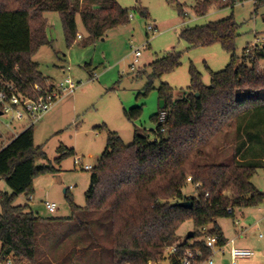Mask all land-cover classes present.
<instances>
[{"label": "trees", "instance_id": "16d2710c", "mask_svg": "<svg viewBox=\"0 0 264 264\" xmlns=\"http://www.w3.org/2000/svg\"><path fill=\"white\" fill-rule=\"evenodd\" d=\"M247 0H206L207 6H234ZM256 11L264 0H253ZM85 0H0V90L12 83L28 96L37 97L35 84L42 93L53 82L33 59L37 50L51 44L46 35L45 13L59 12L65 37L70 46L78 35L76 15L80 13L89 39L103 37L109 30L130 22L131 9L117 0H104L100 7ZM147 17L146 9L137 11ZM240 23L234 16L205 25L185 28L180 39L191 47L220 43L231 53V61L220 71H211V84L193 66L191 85L184 96L175 98L174 89L161 83L159 98L164 106L152 115L156 136L151 140L135 129L132 143H125L115 131L104 126L107 147L91 170L86 206L77 205L68 194L74 230L60 241L40 242L60 219L41 218L28 204H15L16 198L34 193L33 180L40 174L57 172L42 147L34 144V126L12 137L0 147V178L11 193H0V243L5 252L26 258L30 264H180L187 249L200 251L202 259L211 254L208 237H217L223 247L228 239L220 219H236V213L264 204V192L252 181L264 168V155H247L252 142L247 138L257 124L253 117L264 108V68L258 67L264 49L254 55L237 54ZM181 65V52H170L151 63L152 73L144 95L164 73ZM92 76V72H91ZM50 83V84H48ZM198 94V95H197ZM143 106L125 110L129 120H138ZM165 112L164 122L160 115ZM233 141L235 161L231 164L201 163L204 148L217 136ZM230 141V142H231ZM57 163L74 151L58 148ZM191 177V182L187 178ZM192 183L196 196H186L182 189ZM229 192V194H228ZM208 193V195H207ZM191 200V207L180 205ZM191 220L194 235L183 243L177 234L184 222ZM172 245L177 252L166 255Z\"/></svg>", "mask_w": 264, "mask_h": 264}, {"label": "rangeland", "instance_id": "374dc122", "mask_svg": "<svg viewBox=\"0 0 264 264\" xmlns=\"http://www.w3.org/2000/svg\"><path fill=\"white\" fill-rule=\"evenodd\" d=\"M89 1H92L91 7L94 8L102 6L104 2L85 0L86 5ZM117 1L123 8L132 10L133 17H130L129 23L109 30L94 41H88L89 33L82 23L80 13H77L78 35L70 46L59 12L45 13L46 35L51 44L42 45L33 59L38 63L39 70L53 84L63 81L66 73L62 68L70 67L68 73L77 87L34 124V144L42 147L47 155V159H39L38 163L52 164L58 171L36 176L32 185L34 193L31 196L21 194L15 200L18 205L28 204L41 218L60 219L46 239H40L44 246L51 239H64L69 230L76 228V219L70 220L72 211L65 189L69 190L68 195L77 205L86 206L91 170L83 169V165L95 166L106 149L107 132L104 126L117 132L127 144L132 143L135 129L154 140L156 123L151 117L159 110L160 84L168 83L174 89L175 98H179L184 96L191 85L192 66L202 74L203 83L209 86L211 71H220L231 61V53L220 43L191 47L180 39L183 29L234 16L241 25L237 39V54L240 57L245 45L253 40L255 32L264 35V6L256 11L253 0L222 8L211 3L205 14H199L198 8L206 0ZM140 9H146L148 16L139 17L137 11ZM149 25L154 26V30H148ZM137 48L141 49L142 56L136 70L132 71L130 64ZM174 51L181 52V65L155 79L153 88L144 95L152 73L151 63ZM258 67L264 68V58H260ZM91 72H94L93 76ZM135 106H143L142 115L138 120H129L125 110ZM252 120L257 126L250 131L247 138L252 142L247 155L257 157L264 155V108L258 109ZM7 121L8 118H1L0 147L6 146L12 137L26 129V122L14 121L16 129L11 130L4 124ZM223 138V135L217 136L204 148L205 155L200 158L201 163L231 164L235 161L233 141H223ZM62 145L73 149L74 153L57 163L58 148ZM76 157L83 159L81 165H75ZM252 181L264 192V168L257 170ZM1 192L11 193L3 178H0ZM182 192L186 196H196L197 188L188 183ZM46 199L57 203L55 212L46 208ZM260 208L261 210L251 207L247 210L255 216L264 215V204ZM237 220V217H227L220 219V223L226 231H233L235 227L238 228ZM192 230V221L184 222L178 231L177 242L183 243ZM263 231L264 221L241 236H248L257 248L264 242V238L259 237ZM218 257V253L214 255V264H217ZM239 263L245 264L242 261ZM161 264H168V261L163 260ZM227 264H231V261Z\"/></svg>", "mask_w": 264, "mask_h": 264}, {"label": "built area", "instance_id": "2783aa9c", "mask_svg": "<svg viewBox=\"0 0 264 264\" xmlns=\"http://www.w3.org/2000/svg\"><path fill=\"white\" fill-rule=\"evenodd\" d=\"M130 17H133V14H131ZM148 30H154V26L149 25ZM261 49H264V35L255 32L253 40L248 44L244 54L254 55L257 50ZM133 56L134 59L130 64V70L135 71L140 62V57L142 56L141 49H135ZM65 70L66 76L64 80L54 84L51 90L40 94L42 92V87L39 84H35L33 90L36 94H38L37 97L25 95L18 87H16V85L7 83L0 90V123L1 118L6 117L8 118V121L4 124L11 130L16 129V126L13 125L14 121L26 122V128L34 126L36 122L40 121L54 108L60 99L72 93L76 89L77 86L68 73L70 71V67ZM165 116V112H162L160 115L161 122H164ZM82 162V158L76 157L74 159L76 166L81 165ZM92 168L93 166L91 165H83V169L90 170ZM187 180L188 182H191V177L189 176ZM196 186H198V184ZM45 205L50 212H55L57 209V203L48 199L45 200ZM260 206L261 205L258 207ZM236 223H239V221L237 220ZM259 237L264 238V231L259 234ZM229 243L232 244L229 250L231 264H240L239 262L241 260L251 259L256 255L255 250L252 248L235 246L234 239L230 240ZM207 246L211 248L212 251L210 256L202 259V253L199 250L193 251L191 249H187L181 258L180 264H213L214 255L222 251L224 246L219 247L217 245V237H208ZM177 250L178 247L176 245H172L166 249V255L168 256L170 253H175ZM0 264H30V262L26 258L19 257L13 252H5L0 243Z\"/></svg>", "mask_w": 264, "mask_h": 264}, {"label": "crops", "instance_id": "0c3cea01", "mask_svg": "<svg viewBox=\"0 0 264 264\" xmlns=\"http://www.w3.org/2000/svg\"><path fill=\"white\" fill-rule=\"evenodd\" d=\"M66 68L63 67L62 71L65 73ZM94 75V72L92 73V76ZM50 113V112H49ZM258 208V210H261L260 207H256ZM251 215V217H250ZM237 219L239 221V224L233 231H226L223 226V231L228 239L226 245L224 246L223 250L218 252V262L217 264H227L228 261L230 260V254H229V250L232 246L231 243H229L230 240L234 239V245L235 246H239V247H246V248H252L255 250L256 255L254 257H252L251 259H246V260H241L242 262H244L245 264H264V242L260 243L259 247L256 248V245H254V243L251 241V239L246 236V237H242L241 235H243L242 233H248V231L251 230V228L255 225H258L260 223H262L263 220V215H253L252 213H248L247 209H243L239 212L236 213ZM252 216H254L252 218ZM249 217V218H248ZM241 219V220H240ZM215 263V262H214ZM213 263V264H214Z\"/></svg>", "mask_w": 264, "mask_h": 264}, {"label": "water", "instance_id": "95a60500", "mask_svg": "<svg viewBox=\"0 0 264 264\" xmlns=\"http://www.w3.org/2000/svg\"><path fill=\"white\" fill-rule=\"evenodd\" d=\"M163 106H164V100L161 99V101H160V107L162 108ZM0 114H1V112H0ZM65 191H66V189H65ZM179 204L180 205H183V206H186V207H191L192 204H193V202L191 200H183V201L179 202ZM193 235H194V232L193 231H190L188 233V238L193 237Z\"/></svg>", "mask_w": 264, "mask_h": 264}]
</instances>
